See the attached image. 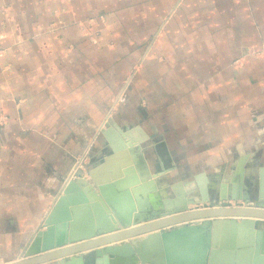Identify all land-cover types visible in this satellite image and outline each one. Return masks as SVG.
Segmentation results:
<instances>
[{
  "label": "crops",
  "instance_id": "crops-1",
  "mask_svg": "<svg viewBox=\"0 0 264 264\" xmlns=\"http://www.w3.org/2000/svg\"><path fill=\"white\" fill-rule=\"evenodd\" d=\"M0 113V264L89 149V181L140 177L146 149L158 189L204 175L256 198L264 0H0Z\"/></svg>",
  "mask_w": 264,
  "mask_h": 264
},
{
  "label": "water",
  "instance_id": "water-1",
  "mask_svg": "<svg viewBox=\"0 0 264 264\" xmlns=\"http://www.w3.org/2000/svg\"><path fill=\"white\" fill-rule=\"evenodd\" d=\"M146 151L133 155L140 177L103 183L78 172L28 256L5 264H264V166L256 198L210 188L204 175L158 189L164 173L152 174ZM215 200L245 204L206 206Z\"/></svg>",
  "mask_w": 264,
  "mask_h": 264
},
{
  "label": "rangeland",
  "instance_id": "rangeland-1",
  "mask_svg": "<svg viewBox=\"0 0 264 264\" xmlns=\"http://www.w3.org/2000/svg\"><path fill=\"white\" fill-rule=\"evenodd\" d=\"M89 151H90V149L88 150V151H86L84 154H82L81 156H79V158H78V160L76 161V163L78 162V161H80V163H81V166H79V167H77V168H74V170H73V172H72V175H71V177L72 178H74L76 175H77V172L79 171V172H82V174L84 175V176H86L85 174H86V172L85 171H87V166H86V162H87V158H88V156H89ZM75 163V164H76ZM75 167H76V165H75ZM233 202V205L234 204H236L234 201H232ZM209 203V202H208ZM205 204L206 203H201V205H200V207L202 208V207H206L205 206ZM224 205H228L227 203H225ZM237 205V204H236ZM238 205H240V204H238ZM243 205V204H242ZM3 264H5V263H3Z\"/></svg>",
  "mask_w": 264,
  "mask_h": 264
},
{
  "label": "flooded vegetation",
  "instance_id": "flooded-vegetation-1",
  "mask_svg": "<svg viewBox=\"0 0 264 264\" xmlns=\"http://www.w3.org/2000/svg\"><path fill=\"white\" fill-rule=\"evenodd\" d=\"M233 201V200H232ZM232 201H225V202H227L228 203V205H231V206H236V204L238 205V204H240V205H242V204H245L243 201H234L236 204H234L233 205V202ZM222 201H220V200H215V201H212V202H209L208 204L209 205H217V204H219V203H221Z\"/></svg>",
  "mask_w": 264,
  "mask_h": 264
},
{
  "label": "built area",
  "instance_id": "built-area-1",
  "mask_svg": "<svg viewBox=\"0 0 264 264\" xmlns=\"http://www.w3.org/2000/svg\"><path fill=\"white\" fill-rule=\"evenodd\" d=\"M7 117L5 116V115H3L2 113H0V123H3L4 121H5V119H6ZM81 170V169H80ZM79 170V171H80ZM78 171V172H79ZM78 172H77V174H78ZM77 176V175H76ZM225 203H227V202H225V201H222L221 203H219V204H217V205H214V206H227V205H224ZM228 204V203H227ZM206 206L208 207V206H211V205H209V204H206Z\"/></svg>",
  "mask_w": 264,
  "mask_h": 264
},
{
  "label": "bare ground",
  "instance_id": "bare-ground-1",
  "mask_svg": "<svg viewBox=\"0 0 264 264\" xmlns=\"http://www.w3.org/2000/svg\"><path fill=\"white\" fill-rule=\"evenodd\" d=\"M79 166H81V163H80V161H78L77 163H76V167L75 168H77V167H79ZM237 206V205H236ZM201 208V207H200ZM203 208V207H202Z\"/></svg>",
  "mask_w": 264,
  "mask_h": 264
}]
</instances>
